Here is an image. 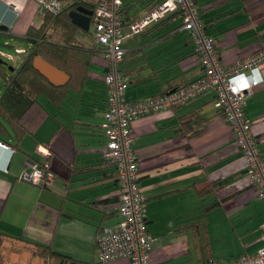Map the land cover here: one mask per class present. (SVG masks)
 I'll list each match as a JSON object with an SVG mask.
<instances>
[{"label":"crops","instance_id":"crops-1","mask_svg":"<svg viewBox=\"0 0 264 264\" xmlns=\"http://www.w3.org/2000/svg\"><path fill=\"white\" fill-rule=\"evenodd\" d=\"M147 1L124 0L126 11L143 14ZM195 1L207 31L217 41L223 66L264 50V0ZM11 2L22 3L23 10L16 14ZM39 11L36 0H0V22L8 25L0 34L25 38L30 25L43 22L44 18L35 20ZM180 18L124 39L121 69L128 76V101L150 98L202 75L190 33L175 27ZM101 56L90 60L79 90L67 87L60 100L54 98L55 91H45L55 102L52 111L39 93L20 118L26 134L17 146L14 127L6 120L10 134L3 131L0 137L10 146L0 145V230L18 233L13 229L19 227L14 225L17 217L10 214L18 194L26 212L33 204L27 230H20L26 236L20 235L39 238L86 262L99 260L97 235L114 229L121 219L118 205L111 201L119 195L118 177L104 154L107 71ZM22 58L11 57L12 65H19ZM253 74L260 81L247 97L245 113L264 151V64ZM45 124L47 129L41 132ZM131 125L142 210L148 232L156 238L150 246L151 264L224 261L264 247V200L246 173V157L216 105L213 90L182 106L139 115ZM41 143L51 146L49 162L54 183L61 189L54 202H41L45 188L53 186L18 180L31 162L47 158L35 152ZM34 187H39L37 196ZM126 263L116 259L104 264Z\"/></svg>","mask_w":264,"mask_h":264},{"label":"built area","instance_id":"built-area-1","mask_svg":"<svg viewBox=\"0 0 264 264\" xmlns=\"http://www.w3.org/2000/svg\"><path fill=\"white\" fill-rule=\"evenodd\" d=\"M73 2L93 10L90 26L93 24L94 40L104 47L107 71L104 78L109 87L102 121L107 137L104 154L114 166L119 181L118 210L121 219L114 229L98 236V259L104 263L124 259L126 264H151L150 246L156 238L149 234L142 210L143 196L138 181V161L131 123L139 115L163 107L182 106L207 90L215 93L216 105L232 126L238 147L246 157V173L254 184L257 196L264 200V151L252 131V119L245 113L247 97L260 81L257 74L251 75V71H258L264 64V50L223 66L217 41L207 31L195 0H162L133 20L128 25V32L121 16L123 0H36L44 16ZM12 9L16 14L20 12L18 6H12ZM177 10L183 20L182 27L189 31L199 56L202 75L150 98L128 101L125 94L128 76L121 69L126 53L124 39L143 32L152 23ZM23 51L22 48L18 49V52ZM0 145L8 147L1 140ZM38 150L46 157L50 155L49 145L39 144ZM20 180L46 187L54 181V172L42 167L39 162H31L20 175ZM262 228L264 230V223ZM204 264H264V247L253 254Z\"/></svg>","mask_w":264,"mask_h":264},{"label":"trees","instance_id":"trees-1","mask_svg":"<svg viewBox=\"0 0 264 264\" xmlns=\"http://www.w3.org/2000/svg\"><path fill=\"white\" fill-rule=\"evenodd\" d=\"M161 1L162 0H148L146 5H144L146 8L145 12ZM77 6L78 4L73 2L62 7L57 12H47L42 23L37 24L36 27L31 25L28 27L23 37L31 41V46L29 49H24L22 52L23 58L19 65H12L13 68L9 69L6 62L0 58V137L3 131L10 134L9 129L4 124V120H6L14 127L12 136L16 146L19 144L22 136L26 134L25 129L21 127L20 118L29 106L36 102L39 93L45 91L51 93V91H55L54 98L60 100L67 93V87L79 90L82 86L81 84L86 82L88 64L93 57L102 54L103 56L101 57H103V60L105 59L104 47L94 40L93 29L90 30V27L88 31H85L72 22L69 12ZM126 10L127 4H125L123 0L121 16L125 27L142 14L138 12L132 14ZM178 15L181 17L180 11L178 10L169 13L165 17L152 23L151 26L153 27L149 26L141 33L148 34L154 28L163 25L168 19L176 18ZM182 24L183 20L181 17L180 21L175 26L176 29L182 28ZM125 31L128 32L129 30ZM141 33L129 36H135ZM36 55H41L52 64L66 71L70 75L68 83L60 87L52 85L49 80L33 66V59ZM108 93L109 87L107 86V96ZM49 147L51 148L50 145ZM49 160L48 157L45 158V160L37 161L42 167L53 171ZM37 161L34 160V162ZM111 201H114L118 205L119 195L111 199ZM8 237L25 239L32 243L36 247L35 254L41 256L44 264H104L101 260L94 262L81 261L68 254L54 250L50 243H43L41 241L25 238L21 235H12L2 230H0L1 253V248H3ZM44 254H47V256Z\"/></svg>","mask_w":264,"mask_h":264},{"label":"rangeland","instance_id":"rangeland-1","mask_svg":"<svg viewBox=\"0 0 264 264\" xmlns=\"http://www.w3.org/2000/svg\"><path fill=\"white\" fill-rule=\"evenodd\" d=\"M12 6H18L20 8V12L23 10V4L21 3V5H19V3L17 4V2H11ZM42 18L45 19V17H43V15L41 14V12L39 11L35 17V20L37 22H40L42 20ZM36 27V25H31ZM91 29H93V24H91ZM57 31V30H55ZM31 46L30 41L27 38H20V37H13L10 35H2L0 34V58L6 62V64L8 66H12V59L11 57H13L14 59L18 58L20 55H23V53L18 52L19 48L22 49H29ZM40 96V101L42 100L43 103L48 107L49 110L52 111V108L54 107V101L52 100V98L46 93L43 92L42 94L39 95ZM47 129V124H45L44 126H42L41 128V132L45 131ZM50 150V149H49ZM35 152L37 153V155L43 159L44 155H42L39 150H35ZM50 154H51V150H50ZM48 158V156H47ZM34 162V161H33ZM25 170V169H24ZM23 170V171H24ZM22 171V172H23ZM21 172V174H22ZM20 174V175H21ZM20 175L18 177V180L20 182H22L20 180ZM58 179V177H57ZM50 186L52 187V189H47L45 188V192L42 196V203H47L50 201L54 202L56 199L59 198V193L61 192L60 189V185L54 181L50 183ZM63 187V185H62ZM34 193L37 196L39 193V187H34ZM30 194V193H29ZM33 206V204H29L28 205V212L25 211V207L23 204V208H22V201L20 198V195H16V201H13L12 206L10 207V214L14 217H17V220L15 221L14 225L19 226L18 228H13L16 232L18 233H11L12 235H22L26 236L25 232L21 233V231H25L27 230L26 227L28 226V216L30 214V209ZM21 224L24 226H21ZM21 230V231H20ZM6 232V231H5ZM10 233V232H8ZM30 238V237H27ZM36 241H42L41 239L37 238H30ZM35 250L36 247L26 241L25 239H19V238H13V237H8L5 241V244L3 246V248H1L2 253L0 252V264H44L43 259L41 258L40 255H36L35 254ZM45 256H47V254H44Z\"/></svg>","mask_w":264,"mask_h":264},{"label":"water","instance_id":"water-1","mask_svg":"<svg viewBox=\"0 0 264 264\" xmlns=\"http://www.w3.org/2000/svg\"><path fill=\"white\" fill-rule=\"evenodd\" d=\"M92 13V9L78 5L76 8L70 10L69 16L74 24L88 31ZM7 28V24L0 22V30H6ZM33 66L54 85H64L70 80V75L66 71L52 64L41 55L34 57ZM12 68V66H9V69Z\"/></svg>","mask_w":264,"mask_h":264},{"label":"clouds","instance_id":"clouds-1","mask_svg":"<svg viewBox=\"0 0 264 264\" xmlns=\"http://www.w3.org/2000/svg\"><path fill=\"white\" fill-rule=\"evenodd\" d=\"M2 141V140H1ZM3 142V141H2ZM5 143V142H4ZM4 147V146H3Z\"/></svg>","mask_w":264,"mask_h":264}]
</instances>
